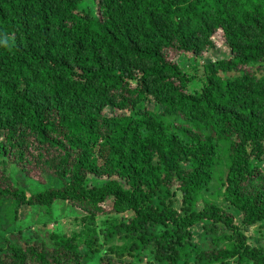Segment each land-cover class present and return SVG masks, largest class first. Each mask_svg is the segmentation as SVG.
I'll return each mask as SVG.
<instances>
[{
	"label": "trees",
	"instance_id": "trees-1",
	"mask_svg": "<svg viewBox=\"0 0 264 264\" xmlns=\"http://www.w3.org/2000/svg\"><path fill=\"white\" fill-rule=\"evenodd\" d=\"M218 33L229 55L203 64L192 90L168 54L199 61ZM255 66L264 0H0V218L6 202L86 215L72 234L8 242L0 264H264L236 221L264 222ZM33 161L62 186L15 187L8 165L27 176ZM214 183L222 204L205 198Z\"/></svg>",
	"mask_w": 264,
	"mask_h": 264
},
{
	"label": "rangeland",
	"instance_id": "rangeland-1",
	"mask_svg": "<svg viewBox=\"0 0 264 264\" xmlns=\"http://www.w3.org/2000/svg\"><path fill=\"white\" fill-rule=\"evenodd\" d=\"M211 40L214 47L210 49V52H206L204 54L205 57L199 61H194L192 57L185 55L177 56L175 55V52H170L168 54L169 60L177 62L185 72L189 73L191 77H196L197 83L195 84V87H192V90H200L203 85V81H205L203 64L205 65V63L210 61L223 60L229 55V49L225 44L226 42L222 33L216 34ZM255 68L259 75L264 74V69L259 72L258 66H255ZM147 107V104H142L138 108V111L145 110ZM149 108L153 107L149 106ZM2 161L3 159L0 158V168H4V166H2ZM36 163L37 161H33L32 164L26 165L28 173L27 176L21 172L22 167L12 164L8 165V174L9 177H11L10 181L12 184L18 188L27 189L29 194H31V192H43L49 188H58L62 186L58 179H56L52 174H48L46 172L44 173L41 166L37 167ZM29 178H33L35 180H29ZM218 190L219 187L217 183H214L209 192L205 194V198L222 204L221 199L218 196ZM181 199V194L178 193L177 197L173 200V202H175V208L179 211L181 209ZM109 206L110 205H107L105 210H109ZM13 211L17 213L18 218L15 222L12 221ZM84 217H86L85 213L74 208V206L67 202L55 204L51 210L50 216L48 213L38 211L36 208L18 207L17 210H15V207L12 206L11 202H6L2 207L0 218V247L6 246L8 242L16 244L18 240L23 241L28 239L32 234H35L39 230H49L52 233L58 232L72 234L74 231L81 230L82 226L80 225V221ZM128 217L129 215L126 216V218ZM36 218H39V221H36ZM107 218L100 216L96 219V225L98 226L97 231L99 233L101 245L104 244L105 240L101 231L106 230ZM236 221L244 231L249 246L253 248H261L264 246V222H260L256 226L247 229L242 226L238 215L236 216ZM201 231L200 226H198L196 228V235H198L197 239L203 236H201ZM221 233L229 234V232L223 228L221 229ZM221 233L218 234L220 235ZM104 249L108 250V246L105 245ZM231 264H236V262L233 261Z\"/></svg>",
	"mask_w": 264,
	"mask_h": 264
}]
</instances>
